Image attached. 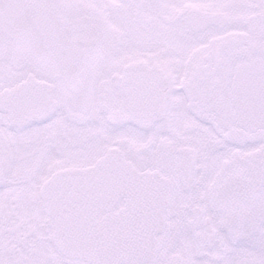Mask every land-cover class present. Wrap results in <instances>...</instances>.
I'll return each instance as SVG.
<instances>
[{
  "label": "snow or ice",
  "instance_id": "obj_1",
  "mask_svg": "<svg viewBox=\"0 0 264 264\" xmlns=\"http://www.w3.org/2000/svg\"><path fill=\"white\" fill-rule=\"evenodd\" d=\"M0 264H264V0H0Z\"/></svg>",
  "mask_w": 264,
  "mask_h": 264
}]
</instances>
